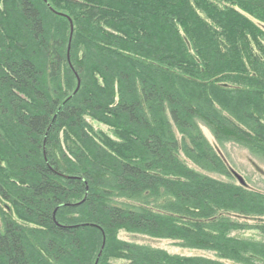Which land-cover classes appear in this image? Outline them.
Returning a JSON list of instances; mask_svg holds the SVG:
<instances>
[{
    "label": "trees",
    "instance_id": "obj_1",
    "mask_svg": "<svg viewBox=\"0 0 264 264\" xmlns=\"http://www.w3.org/2000/svg\"><path fill=\"white\" fill-rule=\"evenodd\" d=\"M202 128L264 157V0H0V264H264V192Z\"/></svg>",
    "mask_w": 264,
    "mask_h": 264
},
{
    "label": "rangeland",
    "instance_id": "obj_2",
    "mask_svg": "<svg viewBox=\"0 0 264 264\" xmlns=\"http://www.w3.org/2000/svg\"><path fill=\"white\" fill-rule=\"evenodd\" d=\"M96 128L103 129L100 125H95ZM202 132L206 139L212 143L216 144L206 128H202ZM222 157L227 163V165L237 173L251 188H258L264 191V157L260 155H254L248 152L247 149L238 146L233 143H225L220 147ZM190 164L189 162H186ZM214 177L225 180L222 176L214 175ZM235 182L237 181L234 177L232 178ZM241 222H247L251 224L252 221L249 219H241ZM243 235L253 236L252 231H246ZM118 239L134 242L138 244L147 245L153 248H159L167 251L169 254H178L183 256L190 255H202V256H212L211 252L200 250V249H191V248H182L179 245L178 241L164 239V238H154L141 234H128L124 231L119 232L117 235ZM114 257L109 258V263L113 262ZM115 264H123V260H114Z\"/></svg>",
    "mask_w": 264,
    "mask_h": 264
},
{
    "label": "bare ground",
    "instance_id": "obj_3",
    "mask_svg": "<svg viewBox=\"0 0 264 264\" xmlns=\"http://www.w3.org/2000/svg\"><path fill=\"white\" fill-rule=\"evenodd\" d=\"M99 10H100V12H102V13H105V14H103V15H101L100 17H98V18H96L94 15H91L92 17H93V19H92V22H90V26H94V25H98V26H100L104 31H105V33H106V35H108V34H110L111 33V31L110 30H113V29H115V27H112V26H114V23L110 20V17L109 16H107L106 14H109L110 13V11H109V8H107V7H104V8H102V7H100L99 8ZM89 13L90 12H88V11H85V15H89ZM71 23V22H70ZM111 25V26H110ZM109 27H110V29H109ZM108 28V29H107ZM70 33H69V37H68V40H67V45H66V59H65V65H67V67L69 68V70L72 72V74L74 75V77H75V87L72 89V91H71V93L70 94H68V96H66L64 99H63V101H62V103L64 102V101H66L67 99H69L73 94H75L76 92H77V90H78V87H79V77H78V75L76 74V71H75V68H74V66H72V64H71V60H70V58H69V56H68V51H69V46H70V43H71V33L73 32V28H72V25L70 24V31H69ZM129 56V55H128ZM94 76H96V78L100 81L101 79H99V77H98V75L96 74V73H94ZM85 120L86 121H90V123H91V125L94 127V128H96L95 127V125H100V126H102L99 122H97V121H92L91 120V118L89 117V116H85ZM109 127L106 125V124H104L103 123V129H101L102 131H104L105 133H107L108 135H110V132H109ZM173 129L175 130V128L173 127ZM86 130L87 131H90L89 129H87L86 128ZM93 132H95V133H97L95 130H93ZM204 135V134H203ZM209 142V141H208ZM210 143V142H209ZM213 147H219V148H217L219 151H220V147H222V145L220 146V145H218L217 143L214 145V144H212V143H210ZM221 152V151H220ZM226 181H227V179H226ZM229 181H232V180H229ZM244 181V180H243ZM234 182V181H233ZM234 183H236V182H234ZM237 185H239V186H241V187H245V188H250V189H254V190H257V191H260V192H264L263 190H261V188L260 189H258V188H251V187H249L248 185H246L245 184V182H244V184H240L238 181H237V183H236ZM122 231H124V232H126V233H128V234H131L130 232H127V231H125L124 229H118L117 231H116V237H118L117 235L119 234V232H122ZM102 241L103 240H105V236H102V239H101ZM120 240V239H119ZM122 241H124V240H122ZM125 242H129V241H125ZM95 264H96V262H95Z\"/></svg>",
    "mask_w": 264,
    "mask_h": 264
},
{
    "label": "water",
    "instance_id": "obj_4",
    "mask_svg": "<svg viewBox=\"0 0 264 264\" xmlns=\"http://www.w3.org/2000/svg\"><path fill=\"white\" fill-rule=\"evenodd\" d=\"M233 176L235 177V179L240 183V184H244L243 179L237 174V173H233Z\"/></svg>",
    "mask_w": 264,
    "mask_h": 264
}]
</instances>
